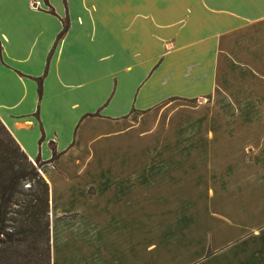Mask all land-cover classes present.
I'll list each match as a JSON object with an SVG mask.
<instances>
[{
	"label": "crops",
	"instance_id": "1",
	"mask_svg": "<svg viewBox=\"0 0 264 264\" xmlns=\"http://www.w3.org/2000/svg\"><path fill=\"white\" fill-rule=\"evenodd\" d=\"M75 26L90 50L71 81ZM98 45L125 74L103 70V104L78 110L97 96ZM165 97L189 99V151L153 133ZM0 121L45 162L51 264H264V0H0Z\"/></svg>",
	"mask_w": 264,
	"mask_h": 264
},
{
	"label": "trees",
	"instance_id": "2",
	"mask_svg": "<svg viewBox=\"0 0 264 264\" xmlns=\"http://www.w3.org/2000/svg\"><path fill=\"white\" fill-rule=\"evenodd\" d=\"M63 25L59 37L65 32ZM41 95V86L38 88ZM0 264L6 251L31 235L35 264H51L49 241V185L40 174L45 162L31 161L0 121ZM52 162L57 153L51 144ZM24 187V185H27ZM42 249L40 248V246Z\"/></svg>",
	"mask_w": 264,
	"mask_h": 264
},
{
	"label": "rangeland",
	"instance_id": "3",
	"mask_svg": "<svg viewBox=\"0 0 264 264\" xmlns=\"http://www.w3.org/2000/svg\"><path fill=\"white\" fill-rule=\"evenodd\" d=\"M75 22H72L74 24ZM100 35V32L97 33V36ZM86 36V32L82 31V27L77 28L76 26L74 27L73 34L69 40V44L65 48V51L62 56V62L65 61L67 63V69H68V79L71 81H75L76 75H77V64L84 59H89V50H90V44H82V45H76L75 43L83 40ZM180 38V36H179ZM175 39L170 38L169 34L168 35H163V40H162V49L163 52H166L168 48L170 47V42H174ZM125 48V47H124ZM132 46H129L128 49H124L126 51H131ZM98 50V92L97 96L92 98V105L91 106H86L85 101H82V105L78 110L82 109H89L90 107L93 108L95 107L96 104H100L101 102V95L103 92L108 90L111 86V83L109 80L105 79L102 76L104 75V71L113 68L116 73L117 77L124 75L125 71H123L122 68H119L120 65H123V60H117L115 57L116 56H111L110 57H103L106 52H109L110 49L106 46H97ZM119 50V49H114V51ZM130 59V58H129ZM133 60H129L128 62H132ZM127 63V61H126ZM103 68V69H102ZM104 70V71H103ZM118 70V71H117ZM137 73L141 72V70H136ZM132 73V72H131ZM137 73H133L129 77H125L124 80V88H122L124 94L119 98V102L117 101L118 96L116 97L115 95L117 94V91L114 94V99L110 103L111 107V114L118 116L123 109H125L128 105L129 98H131L132 94V89L134 86V83L137 79ZM145 87V86H144ZM143 87V88H144ZM184 88V87H181ZM149 86L147 85L145 87V90H148ZM144 90V91H145ZM170 91H176V92H181L182 90L177 86L173 85L171 87L163 88L161 90V95L163 93L169 92ZM130 94V95H129ZM158 95V94H157ZM81 102V101H80ZM194 102H198L197 100ZM99 107V106H98ZM74 112H76V109H72ZM156 113H159V119H160V124L157 126V130L153 133L162 134V137L165 135H170V129L172 128V136L177 135V150L178 151H189V99L188 98H183V97H165L163 98L159 105L156 107ZM142 119V118H141ZM140 120V119H138ZM142 130V127L136 128L135 130H132L130 134L128 135L129 140L131 139V142L129 143V149L136 148L138 145L141 144V142L138 143V132ZM151 131H154V129H151ZM0 136L7 140L4 136L5 134L3 131L0 129ZM146 141L147 137L145 136L144 138ZM128 141V140H127ZM99 144H93L94 150H98L101 152V156L103 158V164H104V159L107 150L110 149L111 142L109 140H101L98 141ZM78 150L81 152L85 151V146L83 144H80L78 146ZM125 150H128V145L126 146ZM27 185H24V187H27ZM34 238L29 235L26 237V240L21 241L18 245L13 246V248H10L6 251V256L7 259L5 262H1V264H35L33 257V251H34V244L33 241ZM35 241V240H34ZM39 245V244H38ZM40 246V245H39ZM42 249V247L40 246Z\"/></svg>",
	"mask_w": 264,
	"mask_h": 264
}]
</instances>
